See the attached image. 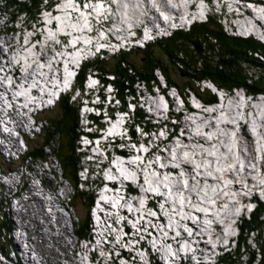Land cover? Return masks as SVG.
I'll return each mask as SVG.
<instances>
[{"label": "rangeland", "instance_id": "obj_1", "mask_svg": "<svg viewBox=\"0 0 264 264\" xmlns=\"http://www.w3.org/2000/svg\"><path fill=\"white\" fill-rule=\"evenodd\" d=\"M11 1H14V0H9V3H7L5 7H4V3L2 4V8L1 9L5 12L4 14L7 17H9L10 12H15V10H17L14 7V4H11ZM167 1L170 2V0H167ZM207 1H208V3H205L204 5H200V10L201 11H199V14H198L197 11H192L191 14H193L194 16L192 15V18L186 19V22H179V25H188V23H190L193 20H199V19L202 20V18L207 13H212L213 15L220 16L221 21L223 23V27L228 32L229 31L230 32H235V34H237V35L251 34V35H253V37H255V39H259L260 41L264 40V29H262L258 24H255L254 21H253V18L254 19L258 18V19L264 21V14H258V12L259 11H263L264 8H261L260 6H258L255 3V0H246V2H249L248 4H245L242 0H233V1L232 0H217V1L216 0H207ZM223 1H225V2L228 1L229 5L223 4ZM145 2L148 3V5L151 8V10L146 8ZM109 3L111 5V7H114V4H115L112 19H111V21H109L108 19L104 18L102 13H103V11L105 9V5H102V11H101L102 22L100 23V24H103V23H106V22L109 23V29H108V31L106 33L107 35H105L103 31H99L96 38L93 37V38L90 39V38L86 37L87 39L85 40L84 48L81 50V52L79 51L75 55L74 63H71L70 58H63L62 59V61H61L62 63L61 64L63 66H62V70H61L59 76H61V78L65 81V82H61V86L63 88L64 87L70 88V86L72 85V83H73L72 82V75L75 72H78V69H77L78 67L76 68L75 66L79 65L80 62H84L85 58H86V60H88L87 58L89 57V54L91 55V57L95 56V54L98 52L97 49H99V47H102V46L105 47L106 51H108V52H116L117 51V49H116L117 46H116L115 42L118 43V46L126 44V43H129L130 41H129V37H128L127 34H128V30H130L132 27H135L136 31L141 33V37H140V39L137 42H131L126 47V49L127 48H131L132 49V48H135V46H140L141 47L142 43L145 40L149 41V40H151V38H153V39L157 38L158 39L159 36L167 35L169 33V30H167L166 28H164L163 30H160V32L157 33V34H154L152 32L151 26L152 25L157 26V23H155V19H156L155 16L159 17V21H160V19L163 21V19L158 14V11L161 8L158 3H153V2H151V0H132V1L131 0H121V1L118 0L117 3H115V0H113V1H110ZM232 3H236L239 6L243 5V7L247 10V13H250V14L249 15L246 14L244 16H240V15L234 14L236 12L233 11L232 7L230 6V4H232ZM170 4L172 5L174 3H170ZM83 5H84L83 2H81L79 4L80 8H82ZM93 5H94L93 7H91L89 4L87 5V6L91 7V11L88 12V15H90V16L94 15L95 8L97 7V4H93ZM242 13H244V12H242ZM240 17H243V18H240ZM89 19H91V18H89ZM120 23H121V28L118 27V25ZM141 25H144V28H140ZM86 28H87V26H86ZM155 28H157V27H155ZM174 28H176V26ZM78 29L80 31H85L84 28H79L78 27ZM232 29H233V31H232ZM61 30H63V29H61ZM76 30H77V28L71 29L69 32H67V34L71 33V32H74ZM56 32L57 31L54 28L53 29L52 28H44V30H37L33 34H27L26 33V35L32 41H35L36 39H38L40 41H43L45 44H49L50 49H51V53H52V57H53V61H52V65L53 66L55 65L56 60H57L56 53L58 52V50H64V49L61 48L59 45L52 44V42L55 41L56 39L58 41V39L60 38L61 39V44L60 45L65 46L64 38L61 37V36L56 35ZM61 33L63 34V32H61ZM148 33L151 34V37H148ZM152 34H154V35H152ZM129 36L134 37L133 34H129ZM72 44H74V43H72ZM16 45H17V43H16ZM25 48H27V47H21L20 48V52L18 54H16V57L18 55H20L21 54V50H23ZM33 50L30 51V52H27V54H28L27 55L28 56L27 64L30 63V59L34 58L33 57V55H34L33 54ZM37 51H40V49L36 47L35 53L37 55H40V54L37 53ZM66 59H69V61L65 63ZM133 59H134L133 60L134 64H136V63H138L140 61L139 57H138V54H135L133 56ZM33 63L34 64H32V65H37V66H35V70H36L37 67H39V70L42 71V78H43V81H45L44 72L49 70L50 67L46 66V65H42V64L38 65V63H39L38 60H36V61L34 60ZM68 66H70V68H67ZM26 68L29 71L31 70V69H29V67H26ZM261 71L264 74V70H261ZM155 75H157V77H156L157 86L155 85L154 87H152V91H153L152 95L148 94V93L147 94L145 93V97L142 98V100H143V102L141 103L142 105H138L137 107L143 109L144 114L147 115L148 117L150 116V117L155 118L157 120V122H158L159 128H161L163 130L166 129L167 130L166 133H168V132L171 133V131L174 132L173 133L174 137L170 138L169 141H164L162 143V145L164 146L163 149L160 148V146H159L160 142H157L156 139L159 138V139H161V142H162L163 141L162 140L163 137L167 138L166 136H168V134L164 133L161 136V134L159 135V134H156L154 132H151L147 136H143V137H148L149 136V139L147 138L148 139L147 143L151 144L152 141L154 140V142L159 146V150L156 153H153V155L150 158V162H152V164L155 165V167H157V168L159 167V164H158L159 157L165 156V157H169V158H174L176 160V155H175L176 152L173 151L172 146L174 144H176V145H180V146L183 147L184 143L180 142V140L182 138H185L187 142L191 143V147H194L196 145V144L192 145V142H191L192 136H191L190 133H192L191 132V128L192 127L191 126L187 127V131L188 132H183L182 127L179 126V124L181 125V123H183L185 125L194 124L196 122V120L199 119L202 116L201 113H196L193 110L194 107L204 106L201 109L206 114L208 112H213V111L216 113V109L223 108V104H224V107L228 106V109H232L233 108V110H234V105L235 106L237 105V107H238L239 104H240L239 112L237 110V111H235V114H230L229 116L233 117L231 119L226 118L227 121L225 120V123L228 124V125H230V124L234 125L236 119L238 117H242V115H243L242 114L243 112L241 111L242 107L255 106V107L259 108L262 111L264 110V102H258V103H256V105H255V102H254L255 100L260 101L262 99L264 101V97H262V98L261 97L254 98L252 103L244 102V104H245V106H244L243 104L240 103L241 100H237V99H241L243 97L242 96L243 94L240 91H237V92L231 93L232 95H230L228 97L224 93L217 92L218 97L216 99H217L218 103L216 105L215 104L208 105L206 103H202L199 100L198 97H194V96L190 95V96H188L186 98V102H187V105L190 108H192V109H191V112H186L185 110H187L188 108H184V110L182 109V103H181L179 97L176 96L177 95L176 90L170 89L165 94L163 92H161V91H163L165 89L163 77L161 76V74H158V73H155ZM179 81H182V80L179 79ZM210 84L211 83L209 81L207 83V86L209 88L211 87ZM53 86H54V84L52 83V85L49 87L50 88V93L52 95H54V93H55V91L53 89ZM199 87H201V85H199ZM205 88H207V87L205 86ZM90 89H91V83L89 84L88 81L84 82L83 94L82 95L86 96L87 92L89 93ZM17 91H20V90H17ZM143 92H147V90L143 89ZM15 93H16V91L13 92V95H15ZM100 93L109 94L110 93V88L109 87H105V88L101 87ZM82 95H78L76 93L73 97L74 98L78 97V98L81 99ZM23 96H24L23 100L26 101L27 100V95L23 94ZM0 98H2V95L0 96ZM234 100H235V103L232 102ZM157 101H159V106L160 107H158ZM138 103H140V101ZM172 105H173V109L169 107V106H172ZM110 106H112V105H110ZM110 106L107 109L108 112L107 111L106 112H102V116H104V118H105V123L106 122L108 123L107 127H105L103 129V131H102L103 137L105 139H107L108 137L114 136L115 139H116V142H117L118 149L121 150V151L126 152L123 149V147L121 146V141L122 142L128 141L129 138H128L127 133H126V131L128 129H127L126 126L122 125V123H121V117L122 116H120L119 114H117L115 112L114 109H116V108H110ZM152 106L162 109L161 112H157L156 110H154L152 108ZM0 107H3V106H0ZM11 109L15 112V117L12 114V116L15 119V124L18 125L20 128H23V129H26L27 127H29V125L26 122V118H25L24 114L19 111L18 107L16 105H11ZM38 109H39V107L35 106L33 108V111H36ZM3 110H4V107H3ZM89 110H91V109H89ZM112 110L115 112V115H114V119L110 120L106 116H107V113H109V111H112ZM102 111H104V110H102ZM167 111L172 112L174 115L180 116V120H176V123H175L174 120L170 119L168 121V123H167L165 121V118H166L165 116L167 114ZM80 112L82 114H84L85 112H88V111L84 107H81ZM56 114H57V110H55V109L54 110L53 109L50 110L49 109L48 112L38 115V118L41 119V121L43 123V120H45L46 118H48L50 116H54ZM182 114H183V117H181ZM256 115L257 116H254L253 112L250 113V116H253V118L255 120L254 124L250 125L249 121L246 118V119H244V121H246L249 126L245 125L244 123H241V124H237L235 128L238 131V129L243 124L245 125L243 128H245V131L248 130L247 132L250 135V137L248 138L249 139L248 141L252 142L251 138L255 139L254 142H253V146L255 147V151L257 152L256 160H258V159L259 160H261V159L264 160V147H263L264 145L262 144V143H264L263 140H262V137L264 136V123H262L260 121V120H262L264 118V111L263 112H259V114L257 113ZM218 116H214L212 114H208V119L205 120V121H202L203 126H205V124L209 123V122H212L213 124H215V126H218V123L220 122V121H217L218 120ZM135 120L138 121L137 118H135ZM102 121H103V118H102ZM130 121H127V122L130 123ZM186 121H188V122H186ZM145 122H149L150 124H152V123H155L156 121L155 120H151V119L150 120L149 119H145ZM44 124H45V122H44ZM158 125H155V126H158ZM40 126L41 125L39 123L37 125V127H36V132H37L38 128L40 130H38L37 135L34 138L35 141H36L34 143L35 145L39 144V141L37 140V137H38V133H40L39 131L42 130V128ZM123 126H124V128H123ZM254 128L259 130V136H258V131H257V134H256ZM136 130H137V128H135V131ZM219 132L222 133V131H219ZM233 132H236V130L234 129ZM233 132H231V135L234 134ZM252 133H253V135L255 134V138H253L254 136L252 135ZM203 134H204L203 137H205L206 139H208L212 143V145H210L209 148H206L203 151L205 153H207V154H208V152L210 154H212L211 153V150H212V152L217 154V156L221 159V162L223 163L222 167L216 168L217 171L219 169L228 168L229 166L228 167H224V165L226 166V165L229 164L231 172H233L234 168L232 166L234 165V163L237 162V164H238V169L237 170L240 171L241 173L245 172V174L243 176V179L241 181L240 180H235L233 182V186H237L238 187L239 184H240V186L238 187L236 192H233V191H229L228 192L226 190L222 191L223 192V196H224L223 199L224 200H235L236 198H238L237 196H240V197L241 196L242 197L246 196L247 197L246 200H248L252 204H255L256 200H257L258 203H257V206H256V210L260 209V205L264 204V189L262 190V189H259L258 187L255 189V183L258 182L259 186H260V184H261V186H264V181H263L264 180V175H262V174L260 175V172H259L260 170H256L257 173L256 172L252 173L250 171L251 168L254 166V164L252 163V161L251 162L249 161L250 160V156L247 157L245 155V153L246 154L249 153L248 149H247V145L245 144V142H242L240 147H236L234 145V143L236 144V142H237L236 138L233 140V142L229 141V140H226V139L225 140L221 139L219 143H215L213 145V142H212L213 140L211 139L213 136L211 135V133L203 132ZM206 135L208 137H210V138H207ZM189 143H188V145H189ZM152 146H154V145H152ZM180 146H178V147H180ZM93 148H95L94 149L95 152L97 151V153H99L103 158H105V153H104V151H102L101 148L99 149L97 146H94ZM224 149H225V151H224ZM259 149L262 150V151H260ZM141 151L142 150L136 149V147H133V149L130 151L131 153H129L130 154L129 157L131 159H135L136 161H141V158H142L141 154H140ZM185 154L186 153H184V152L182 153L181 152V156L180 157L183 158V159H186V160L188 159L187 161L190 162L191 164H195V160H194L193 155H190V153L187 154V155H185ZM243 155L245 157H243ZM4 160L7 162V157L6 156H4ZM241 161H243V162H241ZM218 162H219V160H214V159L212 161L213 164L218 163ZM53 164L55 165L54 166V172H50V176L48 175V170L45 167V165H44V168L41 167V169H43L45 171L43 173L40 172L39 170H37L36 169L37 167H35L34 165L32 166L34 168H31V171H27V172H25V170H23V168L21 166H18L17 172L14 175V180H12L10 178L8 179L7 177L2 176V177H0V183L3 185V187H5L7 189H11V188L13 189V188H17V186H15V184H13L12 182L17 181L19 177H21V179H25L26 182H27V180L32 178L33 175H38V176L45 175L50 181L52 180L51 181V185H52V182H54L55 185H62L63 184V179L60 176V173H59L60 171H59V168H58V165H57L58 162L55 159V157L53 158L52 166H53ZM170 164L171 165H176V163L173 162V161H171ZM207 164H208V166H212L208 162H207ZM242 164H244V167L242 166ZM14 166L16 167L17 165H14ZM14 166L9 165L8 170H12L14 168ZM143 170H144V175L146 177H148L150 180H154L156 177H159V175H157L156 173H153V172L149 171L146 165H145ZM247 170L250 171V172L248 173ZM50 171H53V170H50ZM258 172H259V174H258ZM2 173L3 174L5 173L4 170L2 171ZM209 176L212 177L211 173H209ZM236 176H237V174H236ZM160 180H161V182L167 184V181L165 180V178H160ZM193 180H195V179L193 178ZM253 180H255V183L252 182ZM181 181L184 182L183 179H181ZM226 181L227 182H232L233 179H232V177L229 176V179L226 180ZM64 183L66 185V187L63 186L64 187V193L67 194L69 192L67 195L71 194L72 193V189L69 188L70 187L69 184L67 182H64ZM178 184H181V183L180 182H176V183L172 182V184H171L172 187H173V190L175 192H177L179 190V187H178L179 185ZM213 184H216L218 187H220V185L218 183H213ZM31 185L35 186V184H33V182L30 181L29 184H28V187L29 188L32 187ZM144 187H146V184H144ZM150 188H151V186H150ZM65 189H67V192L65 191ZM177 194H178V197H180V198L182 197L181 193H177ZM186 194H188L190 196L189 192L186 193ZM227 194H230V197L225 198V196H227ZM31 195L35 199L36 198L39 199L41 202L45 198V196L41 195V194H39L37 196L36 194L33 193ZM190 197H191V199L193 198L192 196H190ZM190 197L187 200H190ZM200 200L202 201V198H200ZM177 201H178V203L183 204V202L181 200H177ZM153 202H155V201H153ZM232 202L233 201H231V202L226 201L227 204L228 203H232ZM13 204H14V201L4 202L3 216H4L5 220L7 218V221L9 222L10 225L16 226L18 224H21L24 228H26L28 230L27 232H29V233L23 232V235L22 234L21 235L22 236H26L28 234V236H29L28 239L29 240L25 239V241H21V239L19 240V238H15L17 240H14L12 238V236L14 234L11 235V233L8 232L9 237L13 239V240L11 239L12 242L9 241V245L12 244L10 250L13 251L14 248H18L21 251V249L23 250L24 248L27 247L26 242L27 243H32V240H34V243H35V242H39V240H43L46 243L45 246L50 248L48 253H45L46 256L49 259H56L57 258V259H59L61 261L62 264H65L64 263L65 261H62V256L69 258V254L71 255V253H72V251H73V249L75 247V237H74V233L72 232V229H71L72 225L70 224L71 223V218L74 215H76V218H78V219L83 218L85 216L84 207L77 203L75 208L74 207L71 208L68 205V203L66 202L65 206H63L64 208L62 209V213H61L63 215V217L66 216L65 217V223H61V222L58 223V222L55 221V217H57L55 213L52 212V214H51L47 208L41 207V206H40L41 208L34 207V205L31 202H28L25 206L30 207V209H27L29 217H30L29 218L30 224H25L24 225V221H19V219L15 216L16 207H12ZM55 204L58 205L57 208L60 207L59 204H57V203H55ZM206 204L203 205L204 207H202V205H200V204L193 205V207L195 209H192V210H196L198 213L199 212H203V213L206 212V213L215 214L216 212H218L217 214L214 215L215 217H212L209 220H207L209 222H213L214 220H216V217L219 215V212H222V210L219 207L213 206V207H215V212H211V211L208 210V207H207ZM247 206H248V204H247ZM190 207H192V205ZM252 207L253 206L251 205L250 207H247L244 212H242L240 210L241 209L240 205L238 206V208L236 206L235 207L236 213L242 212V214H240L238 217H235V218L231 219V221H234L236 224H242L243 223L242 222V218L247 219V215L252 210ZM58 211L61 212V209H58ZM108 214H110V213L108 212ZM133 214H137V212H129L128 213V215H133ZM187 215L188 214H182V210L178 209L177 214H175V216L173 217L174 218L175 227H176L175 234H177L178 236H180V232H182V231L178 232V230H177L178 226L181 227L182 230L183 231L185 230L186 232H187L186 229L188 227L184 223H176V217H177L178 221L181 222L184 219H188L189 215L188 216ZM225 216H226V214H225ZM132 219H133V217H132ZM194 219H196V217L193 215L190 218V220H194ZM263 221H264V219H263ZM26 222H28V221H26ZM220 224L221 223H219V225ZM263 224H264V222H263ZM125 225H126V228L128 227L130 229L131 233L127 234L125 232V230L123 229L124 228L123 226L122 227H117V228H121L122 236H137V237H139V239L149 240L151 242V244H154L156 242V239H150L148 236L145 235L143 230L137 228V225H139V223L136 220H131V221L128 222L125 219ZM61 226L65 227V231L61 230ZM100 227H102V226H100ZM213 228H216V226H214ZM4 229L9 231L8 228L4 227ZM101 231L105 234L104 237L107 238V236L110 235V233L112 231H114V229H112V228H110V227L105 225V228L102 227ZM126 231L128 232V230H126ZM222 232H223V235H224L223 243L226 244V243L229 242L230 238L226 237L227 231L223 230ZM236 232H237L236 227H234L233 231L232 230L231 231L228 230V233L233 235V236L235 235ZM113 237L117 238V236H115V235ZM116 238H114V239H116ZM173 238L174 237H170V239H171L170 242H172L174 244L175 243L177 244V242L172 241ZM260 238H264V230H263L262 236H260ZM200 239H203V242L207 240V238H199V240ZM115 242H116V240H115ZM30 245H33V244H30ZM221 245H224V244H221ZM38 246L43 247V244H38ZM255 247H256L255 245L250 243V250H253ZM29 250H32V248L29 249ZM214 250L216 251V252H213V254L215 256L222 255L223 253H226L229 250L233 251L234 250V243L230 242V245L228 247L223 248V250H217V248H215V247H214ZM39 252H40V250H39ZM91 252H93L94 257H96V258H99V257L102 258L104 256V252H102V250H95L94 248H91ZM97 252H100L101 255L99 256V254ZM29 253H31V254H29V256H31L32 258L36 256V254L34 252H29ZM198 253H200V252H198ZM12 255L13 254L10 252L9 256L12 257ZM74 258L76 259L77 256H75ZM143 258L145 260L147 259L145 256ZM19 259L21 260V262L25 263L24 262L25 259H24V256L22 254L19 256ZM38 259H40V257L37 256L35 261L38 260ZM243 259H246V258H243ZM0 260H1L0 264H8L7 259L0 258ZM210 260L214 261L213 259H210Z\"/></svg>", "mask_w": 264, "mask_h": 264}, {"label": "trees", "instance_id": "obj_2", "mask_svg": "<svg viewBox=\"0 0 264 264\" xmlns=\"http://www.w3.org/2000/svg\"><path fill=\"white\" fill-rule=\"evenodd\" d=\"M43 1H14V4L20 12L33 19L38 10L44 7ZM102 54V58L95 57L83 62L72 92L62 95L53 108L57 114L45 119L46 126L42 129L40 145H35V141H27L28 149L22 159V162L27 158L35 162L44 161L49 155L47 152L55 157L59 171L74 189L68 199L69 203L74 208L78 203L85 210L83 218L73 219V232L78 239H84L89 234V210L93 205L95 188L90 183L86 184L87 189L80 190L77 186L78 172L84 157L80 148L81 138H93V135L82 128L79 122L80 105L73 96L83 91L87 75L96 76L103 88L110 86V95L120 103V111L126 110V103L135 97L141 87L153 92L152 87L157 86L155 73H160L166 87L178 90L182 98L193 95L204 103L216 102V97L208 89L199 87L204 80L225 92L242 89L251 97L264 96V74L261 71L264 70V42L250 35L228 32L220 16L212 13H208L204 20L194 21L188 29L177 30L167 37L143 43L142 48ZM135 54H138L140 60L136 64L133 62ZM134 115L138 124L147 125L138 107ZM91 118V128H101L100 119ZM263 219L264 204L251 216L248 215L247 219H242L237 249L225 254L220 264H264V238H260ZM5 226L3 206L0 203V253L6 254L3 252L5 244L1 242ZM250 243L256 248L250 250ZM244 257L246 260H243Z\"/></svg>", "mask_w": 264, "mask_h": 264}, {"label": "bare ground", "instance_id": "obj_3", "mask_svg": "<svg viewBox=\"0 0 264 264\" xmlns=\"http://www.w3.org/2000/svg\"><path fill=\"white\" fill-rule=\"evenodd\" d=\"M156 1H157V3H163V2H165V0H156ZM179 1L181 2V0H174V2H176V3H179ZM255 3L258 6H260L261 8H264V0H255ZM145 5H146V8L147 9H150L151 10V8L149 7V5H148L147 2H145ZM232 9H233V11L236 12V13H234L236 15L244 16L246 14H248V15L250 14V13H247V10L243 7V5L242 6L241 5L239 6L236 3H232ZM185 10H186V8H185ZM242 12H244V13H242ZM258 14H264V10L263 11H259ZM155 17H156L155 22H158L159 21V18H157V16H155ZM240 18H243V17H240ZM74 20H76L77 22H79L80 21V17L78 15H76ZM253 21H254L255 24H258L262 29H264V21H262V20H260L258 18H255V19L253 18ZM159 28H163V25L160 24ZM153 31H154V33H157L159 31V29L158 28H154ZM3 39H4V41H5L6 45H7V50L6 51L9 54L14 55V58H15L16 57V54H18L20 52V48L21 47H19L18 44L16 45V42L15 41L10 40V37H8V36L3 37ZM3 54L5 55V51H3V49H1V47H0V78H1L0 79V93L2 92L3 89L6 90V95L5 96H2V98H0V106H3L4 107V110H3V107H0V119L6 113L9 114V115H12L13 114L14 117H15V112L11 108L8 109L7 108V104H8V101H12V99L15 98L16 93H15V95H13V92L14 91L17 92V90H19L14 85H12V86H5L2 83L1 80L6 79L9 76V74H12L14 76H17L18 75V76L22 77V75L19 72H17V70H14L13 71L14 73H13L12 71H7L4 68V63H3L4 60L1 59V56ZM43 57L44 58H48L47 55H43ZM12 60H13V57H6V63L9 64V63L12 62ZM34 60H35V58L30 59V63L34 64L33 63ZM49 76L50 77H54V73H50ZM7 88H11L12 90L9 91V90H7ZM237 100H240V99H237ZM232 102L235 103V100L232 101ZM254 102H255V105H256V103H258V102H264V101L262 99L260 101L255 100ZM9 104H11V103H9ZM157 104H158V107H160L159 106V101H157ZM239 107H240V104H239L238 107H237V105L236 106L234 105V110H233V108L232 109H228V106H225L224 107V104H223V108L216 109V113L214 111L213 112H208L206 114L205 113H202V116L199 119L196 118L197 120H196V122L194 124L185 125V124H183V123L180 122L181 125L179 124V126L182 127L183 132H188L187 131V127H189V126L192 127L191 128V132L192 133H190L191 136H192L191 142H192V145L193 144H196V145L194 147H191V143L187 142L185 138H182L180 140V142L184 143L183 147L182 146L178 147L176 144H174L172 146L173 151L176 152V154H175L176 155V162L179 163V165L181 167V171H183V172H182V175H179V173L177 171H172V173L175 174L176 177L169 178V179L170 180H173L174 179L175 182H181V179H184L185 182L187 183V190L186 191L183 190V193H181L182 196H183V200L185 201V204L181 208V210H182V214H188L190 216L189 217L187 215L188 216V219H184L181 222H179L178 219H177V217H176V223H184V224L190 226L191 228H195L196 226H201V225L204 226V227H207L210 224H211L210 227L216 226V228H214V230H215V234L213 235V238L214 239L212 240V243H214V244L223 241V236L221 234V229H220V226H218L219 223H227V225L225 227L228 228L227 231L228 230L231 231L232 228H233V225L230 223L229 218L238 217L240 214H242V212L245 211V205H244V203H245L247 197L245 198V196L244 197L237 196L238 198H236L235 200H224L223 199L224 196H223V192H222L224 190H226L228 192L229 191L236 192V190L238 189V187L240 186V184L238 183L239 184L238 187L237 186H233V182L235 180H240L241 181L243 179V176H244L245 172H242L241 173L240 171L237 170L238 169L237 162L234 163V165L232 166L234 168V171L232 170L233 172H231L230 166L228 168H225V169H219L218 170L219 172H218L216 168L222 167L223 163L221 162V159L219 157H216V160H219V162L213 164L212 161H213V159H215L213 153L210 154L208 152V154H207V153H205L203 151L206 148H209L210 145H212V143L208 139H206L205 137H203L204 136L203 132L211 133V135L213 136L211 138L213 140L212 141L213 142V145L215 143H219L221 139H224V140L226 139V140H229V141H232L233 142V140L236 138L237 139V142H236V144L234 143V145L236 147H240L241 144H242V142H245V144L247 145V149H248V152H249V156H250V160L249 161L250 162L252 161V163L254 164V166L251 168L250 171L252 173H255L256 170H260L259 171L260 172V175L261 174L264 175V167H263L264 166V160L263 159L256 160L257 152L255 151V147L253 146V142H254L255 139H252L251 138L252 142L248 141L249 140L248 138L250 137V135L247 132L248 130L246 129L247 131H245V128H243L245 125H248V123L246 121H244V119H246V118L249 121L250 125H252V124L255 123V120H254L253 116L248 115L246 113V109L245 108H241V111L243 112L242 113L243 115H242V117H238L236 119L234 125H232V124L228 125V124L225 123V120L227 121L226 118H228V119L233 118V117L229 116L230 114H235V111H237V110L239 112V110H240ZM152 108L154 110H156L157 112H161V110H162L160 108L153 107V106H152ZM248 108L251 110V112H253V115L254 116H257L256 115L257 113L259 114V112H263L264 111V110L263 111L260 110L259 108L255 107V106H249ZM208 114H212L214 116H218L219 115L218 116V119H219V121L222 122L221 123V126L220 127H217L212 122L206 123L205 126H203L202 121H205V120L208 119ZM148 119H150V118H148ZM263 120H264V118L262 120H260V121L262 123H264ZM186 122H188V121H186ZM241 123H244L245 125L243 124L238 129V131H237V129L235 127H236L237 124H241ZM234 129L236 130V132H233ZM254 130H255V133L256 134H257V131H258V136H259V130H257L256 128H254ZM219 131H222V133H220ZM231 132H233L234 134L231 135ZM252 135H253V133H252ZM253 136H254L253 138H255V134ZM206 137L207 138H210L207 135H206ZM262 140L264 142V136L262 137ZM188 143H189V145H188ZM262 144L264 145V143H262ZM154 151H155V147L153 146L151 148V151L148 152L147 154L148 155L150 154L149 156H152L151 154ZM224 151H225V149H224ZM260 151H262V150H260ZM181 152L182 153L183 152L186 153L185 155H187L189 153H190V155H193L196 165L195 164H191L190 162H188L187 161L188 159L186 160V159L181 158L180 157L181 156ZM0 153H1L0 155L3 157V160L0 158V168H3V170L6 173V176L7 177H14V172L12 173V170L14 168L12 170H8V167H9L10 164H7V162L4 160V156L7 157V151H0ZM243 157H245V156L243 155ZM162 161L166 165L167 168H171L169 166V164H168L169 157L163 156ZM207 162L209 164H211L212 166H208ZM241 162H243V161H241ZM44 165H45V167L47 168L48 171L53 170V166H52V163H50V160L38 161V167H43L44 168ZM57 165H58V168L60 169L59 164H57ZM250 171H248V173ZM259 172H258V174H259ZM59 173H60V176L62 177V172L60 171ZM209 173H211V176L212 177L209 176ZM236 174H237V176H236ZM229 176L232 177V179H233L232 182H227L226 181V180L229 179ZM193 178L195 179L196 182L193 181ZM159 179H160V177L158 179H155V181H154V182H156L157 187H161V184L159 182ZM252 182L255 183V180H253ZM213 183H218L220 185V187H218L216 184H213ZM257 187L259 189H262V190L264 189V186H261V184L259 186V183L258 182L255 183V189ZM188 192H189L190 196H192L193 198L191 199V197L189 196L190 197V200L187 201V200H185V196L184 195L186 193H188ZM203 192L207 196V198H205V204L207 202H209V201H214V205L216 207H219L222 210V212H219V215L216 217V220H214L213 222H209L207 220H209L212 217H215L214 215L217 214L218 212H216L215 214H206V215H204L203 213H200V212H199L200 213L199 214L196 210H192V209H195L193 207V205H197V204H200L202 206L204 205L203 203L200 202V197H203ZM227 197H230V194H227V196H225V198H227ZM226 201H228V202L233 201V202L227 204ZM191 205H192V207H190ZM239 205L241 207L240 210L242 212L236 213L235 207L237 206V208H238ZM207 206H208V208L210 207L209 205H207ZM12 207H15V201H14V204H13ZM178 209H180V208H178ZM225 214H226V216H225ZM21 215L22 214H19L18 216L21 217ZM193 215L196 217V222H190V218ZM65 217L66 216L63 217V215H62V218L63 219H65ZM73 219H74V216L71 218V223L70 224L72 226H73ZM4 223L7 224V225L5 224L6 225L5 228L10 229V228L13 227V225H10L9 224V222L7 221V218H6V220L4 218ZM14 227H16V226H14ZM62 229H64V228L62 227ZM210 230L211 229H209V232H210ZM21 236L22 235H18V231H15L14 238H19V240L21 239V241H22V237ZM180 236H184V234L182 232H180ZM25 239H28V238H25ZM15 240H17V239H15ZM170 241H171L170 239L167 240V242H170ZM34 244L37 247H39L38 248L40 250L39 254H41V255H43V253H47L50 250L49 247H46L45 246L46 243L43 240H39V242H35ZM38 244H43V247L38 246ZM11 246H12V244L9 245V252L8 253L7 252H6V254L5 253H0V258L7 259L6 258L7 255L11 252L13 254L12 256L15 257L18 260L19 264H34V257L32 258L29 255H26V259L24 261L25 263L19 261L20 260L19 259V256L21 255L20 254V250L18 248H14V250L12 251V250H10ZM110 246L111 247L115 246V243L114 244L113 243H110ZM177 246H178V244H176V247ZM196 246H197V249H199V247L201 245L200 244H198V245L196 244ZM29 249H31V246H28L26 250H29ZM23 251H25V249ZM21 252H22V249H21ZM198 252L201 253V251H198ZM97 253L99 254V256L101 255L100 252H97ZM90 254L94 257L93 252H90ZM9 261H10V259L8 258L7 259L8 264H13V263H11Z\"/></svg>", "mask_w": 264, "mask_h": 264}, {"label": "built area", "instance_id": "obj_4", "mask_svg": "<svg viewBox=\"0 0 264 264\" xmlns=\"http://www.w3.org/2000/svg\"><path fill=\"white\" fill-rule=\"evenodd\" d=\"M42 123V122H41ZM40 123V127L43 129L45 126H46V123L44 124V121H43V123L41 124ZM37 127V126H36ZM36 127H35V130L34 131H29V136H30V138H32V139H34L35 138V136L37 135V132H38V130H40L39 128L37 129V132H36ZM40 133H38V137H37V139L39 138V137H41V133H42V130L41 131H39ZM14 146V147H13ZM0 151H7V164H10V165H12V166H14V165H17L16 167L14 166V169H16V172H17V169H18V164L20 163V160L22 159V157L24 156V154H25V148L22 146V144L21 143H19L18 141H13V142H10V144L8 145V148L7 149H1ZM49 155H48V157H47V159L46 160H50V163H53V156L50 154V152H47ZM18 163V164H17ZM23 164L24 165H21V167L23 168V170H25V172L28 170L27 168L28 167H30V168H34V167H32L33 165L35 166V167H37L36 169L37 170H39L40 172H45L43 169H41V167H38V161L37 162H35V161H33L32 159H30V158H27V160H25L24 162H23ZM54 164H53V171H48V175L50 176V172H54ZM2 171H3V168H0V177H2V176H5V177H7L6 176V173H2ZM16 172H14V175L16 174ZM34 176H36V175H33L32 176V178H30L29 180L31 181V182H33V184H35L36 185V183L37 182H39L38 181V179H36V177H34ZM40 177H41V179H46V180H49L45 175H40ZM39 177V178H40ZM8 179L10 178V179H12L13 180V178L14 177H7ZM19 179V181L21 180V177H19L18 178ZM29 181V182H30ZM50 181V180H49ZM52 181V180H51ZM28 182V183H29ZM13 184H14V182H12ZM21 183H22V180H21V182L19 183V185H21ZM19 185H17V184H15V186H17V189L20 187ZM32 187H30V191H33L34 190V188H35V186H33V185H31ZM52 186H61V185H55L54 184V182H52ZM15 190H16V188H14ZM5 189H4V187H3V185L0 183V203L2 204V206H3V208H4V202H7V201H15V207H16V210H15V216L19 219V221H24V225L25 224H30V221H29V214H28V210L27 209H30V207H28V206H25L28 202H31L33 205H34V207H40V205L39 204H37L38 203V200L39 199H35L31 194H36L37 196L40 194L38 191H33V192H26V193H23L22 194V196H12V194H10V195H7V194H4L5 192H3ZM67 198L68 197V195L66 194V193H64V187H61L60 188V190H59V197H56V198ZM20 206V207H19ZM60 207H56L55 209H50V207H48L47 209L49 210V212L52 214V212L53 213H55L56 214V216L57 217H55V221L56 222H61V223H65V219H63L62 218V209H63V206H65V203H64V205L62 206V205H59ZM58 209H61V212H59L58 211ZM19 214H22L21 215V217H19L18 215ZM61 215V216H60ZM59 217V218H58ZM28 221V222H26V221ZM62 227L64 228V229H62ZM16 228H18V230H20V231H18V230H16V231H18V235H23V232H27L28 230L26 229V228H24L21 224H18V225H16ZM71 229H72V226H71ZM61 230L62 231H65V227L64 226H61ZM8 232L9 231H7L6 229H3L2 230V239H1V242H3L4 244H5V247L3 248V252H9V241L12 239V238H10L9 237V235H8ZM27 233H29V232H27ZM51 235V234H50ZM29 236H28V234H27V238H28ZM27 240H29V239H27ZM22 241H25V240H23L22 239ZM30 244H33V245H30ZM26 245H27V247L28 246H31V248H32V250H26V248H24L25 249V251H23L22 250V252L25 254V255H29V254H31V253H29V252H34L35 254H36V256L34 257V260L37 258V256L38 257H40V259H38V260H36V262H37V264H62L61 263V261L59 260V259H49L47 256H46V254L45 253H43V255H41V254H39V249H38V247L34 244V240H32V243H27L26 242ZM37 248H36V247ZM50 249V248H49ZM48 253V252H47ZM1 261V260H0ZM62 261H65L64 263L65 264H67L66 263V259H62Z\"/></svg>", "mask_w": 264, "mask_h": 264}]
</instances>
